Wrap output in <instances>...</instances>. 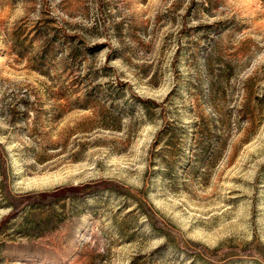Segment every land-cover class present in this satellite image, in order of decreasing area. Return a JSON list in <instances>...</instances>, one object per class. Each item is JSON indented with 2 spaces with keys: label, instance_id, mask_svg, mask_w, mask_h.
Here are the masks:
<instances>
[{
  "label": "rangeland",
  "instance_id": "1",
  "mask_svg": "<svg viewBox=\"0 0 264 264\" xmlns=\"http://www.w3.org/2000/svg\"><path fill=\"white\" fill-rule=\"evenodd\" d=\"M0 264H264V0H0Z\"/></svg>",
  "mask_w": 264,
  "mask_h": 264
},
{
  "label": "trees",
  "instance_id": "2",
  "mask_svg": "<svg viewBox=\"0 0 264 264\" xmlns=\"http://www.w3.org/2000/svg\"><path fill=\"white\" fill-rule=\"evenodd\" d=\"M98 190V187H93V186H86V187H82V189H70V190H67V192L71 193L72 195L74 196H85V195H88V194H91V193H94ZM61 194L57 195V197H59ZM63 195H66V194H63ZM50 197V196H55V195H44V197ZM36 201H40V200H36Z\"/></svg>",
  "mask_w": 264,
  "mask_h": 264
}]
</instances>
